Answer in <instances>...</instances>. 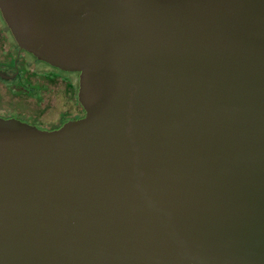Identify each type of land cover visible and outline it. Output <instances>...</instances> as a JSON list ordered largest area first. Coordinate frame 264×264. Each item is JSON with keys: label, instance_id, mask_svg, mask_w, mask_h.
Masks as SVG:
<instances>
[{"label": "water", "instance_id": "95a60500", "mask_svg": "<svg viewBox=\"0 0 264 264\" xmlns=\"http://www.w3.org/2000/svg\"><path fill=\"white\" fill-rule=\"evenodd\" d=\"M85 115L0 118V264H264V0H0Z\"/></svg>", "mask_w": 264, "mask_h": 264}, {"label": "flooded vegetation", "instance_id": "af4514ba", "mask_svg": "<svg viewBox=\"0 0 264 264\" xmlns=\"http://www.w3.org/2000/svg\"><path fill=\"white\" fill-rule=\"evenodd\" d=\"M78 83L77 72L60 70L20 48L0 10V118L38 127L28 121L59 108V117L50 127H38L43 130L82 118L85 112L78 102ZM18 103L23 107L18 109Z\"/></svg>", "mask_w": 264, "mask_h": 264}, {"label": "rangeland", "instance_id": "374dc122", "mask_svg": "<svg viewBox=\"0 0 264 264\" xmlns=\"http://www.w3.org/2000/svg\"><path fill=\"white\" fill-rule=\"evenodd\" d=\"M75 85L76 84H74V86ZM74 102H75V100H74ZM57 106H60V104H58ZM7 107H9V106H7ZM21 107H23L22 104L18 103L17 108L20 109ZM59 112H60V110H59V108H57V111H55V112L52 111L47 115H43L41 118H36V119H33V121H28V122L29 123L33 122L40 128H47V127H50L58 119Z\"/></svg>", "mask_w": 264, "mask_h": 264}]
</instances>
